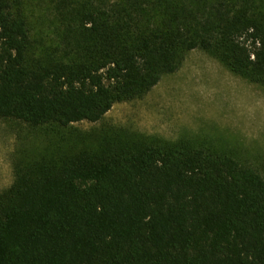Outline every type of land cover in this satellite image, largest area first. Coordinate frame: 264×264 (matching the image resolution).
I'll list each match as a JSON object with an SVG mask.
<instances>
[{
    "label": "trees",
    "instance_id": "obj_1",
    "mask_svg": "<svg viewBox=\"0 0 264 264\" xmlns=\"http://www.w3.org/2000/svg\"><path fill=\"white\" fill-rule=\"evenodd\" d=\"M193 49L264 86V0H0V118L55 136L0 191V264H264L255 167L189 142L65 132L144 97Z\"/></svg>",
    "mask_w": 264,
    "mask_h": 264
},
{
    "label": "rangeland",
    "instance_id": "obj_2",
    "mask_svg": "<svg viewBox=\"0 0 264 264\" xmlns=\"http://www.w3.org/2000/svg\"><path fill=\"white\" fill-rule=\"evenodd\" d=\"M38 8L32 3L30 18ZM34 22L36 34L42 35L40 27L46 22ZM108 130L231 153L264 175V86L231 71L203 49L188 52L182 66L163 76L144 97L118 102L102 120L75 122L65 132ZM53 137L46 128L0 118V191L12 183L16 160L47 153Z\"/></svg>",
    "mask_w": 264,
    "mask_h": 264
}]
</instances>
